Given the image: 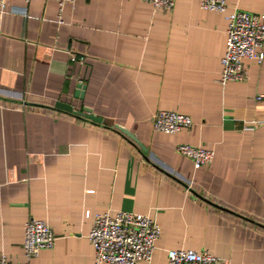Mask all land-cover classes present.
<instances>
[{
    "label": "crops",
    "instance_id": "1",
    "mask_svg": "<svg viewBox=\"0 0 264 264\" xmlns=\"http://www.w3.org/2000/svg\"><path fill=\"white\" fill-rule=\"evenodd\" d=\"M0 10V254L24 260V227L56 237L30 264H95L93 217L146 215L160 227L149 263L192 250L229 264H264V58L220 83L226 13L200 0L171 11L144 0H8ZM262 14L264 0H226ZM264 55V43L261 48ZM84 86L82 98L75 96ZM89 109L102 124L54 109ZM158 111L191 118L154 131ZM261 124L245 131L246 122ZM128 131L141 150L115 127ZM210 149L199 169L176 153Z\"/></svg>",
    "mask_w": 264,
    "mask_h": 264
},
{
    "label": "built area",
    "instance_id": "2",
    "mask_svg": "<svg viewBox=\"0 0 264 264\" xmlns=\"http://www.w3.org/2000/svg\"><path fill=\"white\" fill-rule=\"evenodd\" d=\"M61 8L76 0H54ZM28 3L29 0H26ZM155 9L171 11L175 0H144ZM203 10L226 13V49L221 59L220 83L241 82L246 77L245 62L260 64L264 58L261 48L264 43V13L254 14L238 9H229L226 0H200ZM9 8L8 0H0V10ZM264 102V95L255 97ZM190 117L171 111H158L153 119V129L163 134H175L192 126ZM261 122H246L245 131H254ZM177 154L188 158L195 170L209 165L214 152L210 149L179 144ZM160 237L159 225L149 216L126 211H118L114 216L108 213L96 214L88 235L93 249L95 264H138L149 263ZM56 237L47 223L29 219L24 227V260L20 264H30L43 250L54 246ZM0 264L11 263L0 254ZM166 264H229L208 252L197 253L192 250H168Z\"/></svg>",
    "mask_w": 264,
    "mask_h": 264
},
{
    "label": "water",
    "instance_id": "3",
    "mask_svg": "<svg viewBox=\"0 0 264 264\" xmlns=\"http://www.w3.org/2000/svg\"><path fill=\"white\" fill-rule=\"evenodd\" d=\"M84 88L85 87L82 85H77L75 96L79 95L82 98ZM54 109L62 111L66 114H70L76 118H80V119L90 121V122L95 123V124H102L103 123V119L101 117H98V116L92 114L89 109H83L82 112H76L72 109V107L70 105H67L64 103H59V102L54 105ZM115 128L118 132L124 134L128 139H130L133 143H135L141 150H145L144 147L140 143H138L137 140L134 137H132V135H130V133H128V131H125V130L121 129L120 127H117V126Z\"/></svg>",
    "mask_w": 264,
    "mask_h": 264
}]
</instances>
